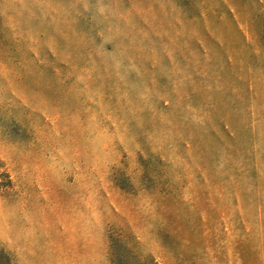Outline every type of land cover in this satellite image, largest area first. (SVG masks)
I'll return each instance as SVG.
<instances>
[{
  "label": "rangeland",
  "instance_id": "rangeland-1",
  "mask_svg": "<svg viewBox=\"0 0 264 264\" xmlns=\"http://www.w3.org/2000/svg\"><path fill=\"white\" fill-rule=\"evenodd\" d=\"M0 264H264V0H0Z\"/></svg>",
  "mask_w": 264,
  "mask_h": 264
}]
</instances>
